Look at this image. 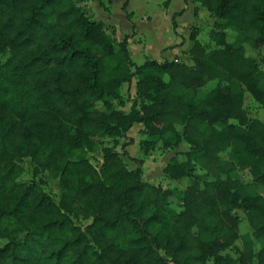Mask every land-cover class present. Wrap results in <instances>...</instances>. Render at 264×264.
Returning a JSON list of instances; mask_svg holds the SVG:
<instances>
[{"label":"trees","instance_id":"1","mask_svg":"<svg viewBox=\"0 0 264 264\" xmlns=\"http://www.w3.org/2000/svg\"><path fill=\"white\" fill-rule=\"evenodd\" d=\"M85 1L0 0V51L11 53L0 65V264H264V121L244 106L248 91L264 107V70L247 54L264 48V0H196L215 19L214 47L193 27L192 64L141 65L129 37L93 20ZM135 124L150 148L190 145L164 168L188 179L181 209L170 188L142 178V159L128 167V151L104 147L100 168L88 158L97 136L123 138ZM26 158L34 177L59 178V202L24 180ZM239 167L254 180L235 177Z\"/></svg>","mask_w":264,"mask_h":264},{"label":"rangeland","instance_id":"2","mask_svg":"<svg viewBox=\"0 0 264 264\" xmlns=\"http://www.w3.org/2000/svg\"><path fill=\"white\" fill-rule=\"evenodd\" d=\"M89 1V0H87ZM86 1V2H87ZM155 2L156 0H152ZM144 0H137L136 1V9L139 12V14L142 12V6L146 5L144 3ZM84 5V8L87 10L89 14V9H87L88 4L82 3ZM149 7L146 9L148 10ZM155 8V7H154ZM152 10V9H151ZM154 10V9H153ZM92 17V16H91ZM210 15L205 18L207 22L210 23ZM141 30L143 32L142 37L143 40L146 42H157V43H170L173 40L177 39V35L168 28L167 25L163 27L164 32L161 36H157L154 31L152 30V26L149 21L147 20H139ZM164 25V24H163ZM212 26L211 24H205V29L200 28L202 30L203 35H201L202 41L205 42L208 49H211L214 47V43L210 40L209 36V28ZM229 35V40L232 41L234 39V36L237 35L236 43H241L244 39V33H237L233 30H227ZM181 52V51H180ZM180 56V62H188L192 64V61L189 60V58L182 56L183 52H181ZM175 51H172L170 49L168 55H173ZM158 53V59H163L164 57L159 55ZM247 54L255 57L260 62L261 69L264 70V48L253 50L249 47H247ZM11 55L10 51H0V65L5 63L9 56ZM134 61L141 65L146 61V57L143 55L138 56L136 53L133 57ZM123 94L125 99L127 100L126 106L123 107L125 111H129L131 109L132 100H136L137 93H136V87H135V81L133 80L130 84H125L123 86ZM131 100V101H129ZM244 106L247 109L249 116L252 118H259L264 121V107L256 101V99L247 91L244 98ZM144 126L142 124H135L129 131L126 137H119V138H113L108 136H102L99 135L96 137V147L94 151L88 152L87 156L90 159V161L96 165L98 168L101 167V163L103 161V148L106 146H114L119 152H123L124 150L128 151V156H124V159L128 163V167L130 169H136L138 167V163L136 159H142L143 161V174L142 178L145 181L151 182L155 185H161L164 188H170L173 191L172 201L174 203V206L177 207V209H181V204L183 201V197L185 194V190L188 184V179L184 178L181 180H175L170 178L165 172L164 168L167 164V162L175 155L179 154V157L181 159H184L183 155L180 153L185 150H190V145L187 142H183L179 148L177 149H167L162 146V143H157L154 147L150 148V145L147 146L145 144H142V141L145 139H148V135L144 133L143 130ZM146 148H148L146 150ZM229 154L230 150L223 151L221 153L223 161L229 160ZM135 159V160H134ZM22 165L25 167V169L28 171V173L24 176V180H32L34 179L36 182H38L50 195L51 197L56 201L59 202L62 190L60 186V180L59 178H54L49 171H41L37 174V176H33V164L31 158H26L22 161ZM197 175L201 179H212L211 176H209L205 169H203L201 166L197 167ZM235 177L240 178L244 182H252L254 180L250 170L248 168H242L239 167L236 169V171L233 173ZM238 214L242 217H244L242 223H241V232L245 233L247 231H251L249 222L247 219H245V213L243 210H237ZM76 223L81 225L83 228L86 227L87 221L85 220H76ZM240 244H242V241H239ZM262 242H257V246L261 245ZM226 253H230L232 255H235L234 249H228L226 250ZM162 254L166 256L165 252L162 251Z\"/></svg>","mask_w":264,"mask_h":264},{"label":"crops","instance_id":"3","mask_svg":"<svg viewBox=\"0 0 264 264\" xmlns=\"http://www.w3.org/2000/svg\"><path fill=\"white\" fill-rule=\"evenodd\" d=\"M126 1L104 0L105 6L101 5L97 0H89L84 3L88 4L87 9L90 11L88 15L90 17L92 16L91 18L93 20L103 21L116 29V37L118 40H123L126 36L129 37V49L132 58L136 53L138 56H145L146 61L157 60L163 62L165 60L172 61L176 59L180 61V51L183 52L182 56L189 58L186 51L191 45L190 35L193 27H198V38L201 42L205 43L201 39L203 31L200 28L205 29V24H211L212 26L209 28L212 29L215 22L208 8L196 0H170L167 6L164 5L166 0H156L155 2L152 0H144L146 5L142 6V12L140 14L136 9L137 0H129L127 11L132 13L131 18L128 17V13L124 9V3ZM147 7H149L148 10L146 9ZM209 15L211 16L210 23L205 20ZM139 20L149 21L154 33L156 35L158 34L157 36L162 35L164 32L163 27L167 25L171 32L177 35V39L166 44L146 42L142 37L143 32ZM174 22L177 25L176 30L174 28ZM170 49L175 51L173 55H168ZM158 53L164 58L158 59ZM134 81L136 87V79Z\"/></svg>","mask_w":264,"mask_h":264},{"label":"built area","instance_id":"4","mask_svg":"<svg viewBox=\"0 0 264 264\" xmlns=\"http://www.w3.org/2000/svg\"><path fill=\"white\" fill-rule=\"evenodd\" d=\"M176 61H178V60L176 59Z\"/></svg>","mask_w":264,"mask_h":264}]
</instances>
